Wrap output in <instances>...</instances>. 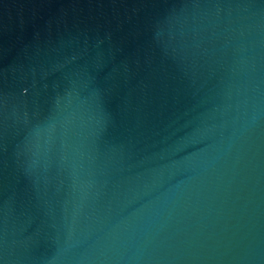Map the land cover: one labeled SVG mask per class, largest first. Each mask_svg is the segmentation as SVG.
Returning <instances> with one entry per match:
<instances>
[{"label": "water", "instance_id": "95a60500", "mask_svg": "<svg viewBox=\"0 0 264 264\" xmlns=\"http://www.w3.org/2000/svg\"><path fill=\"white\" fill-rule=\"evenodd\" d=\"M0 264H264V0H0Z\"/></svg>", "mask_w": 264, "mask_h": 264}]
</instances>
